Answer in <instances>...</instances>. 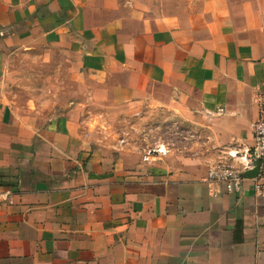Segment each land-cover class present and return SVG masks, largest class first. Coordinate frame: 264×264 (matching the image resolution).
Here are the masks:
<instances>
[{
	"label": "crops",
	"instance_id": "0c3cea01",
	"mask_svg": "<svg viewBox=\"0 0 264 264\" xmlns=\"http://www.w3.org/2000/svg\"><path fill=\"white\" fill-rule=\"evenodd\" d=\"M52 50L86 102L18 105L10 58ZM263 105L264 0H0V264H264V195L205 180ZM162 106V159L111 136Z\"/></svg>",
	"mask_w": 264,
	"mask_h": 264
},
{
	"label": "rangeland",
	"instance_id": "374dc122",
	"mask_svg": "<svg viewBox=\"0 0 264 264\" xmlns=\"http://www.w3.org/2000/svg\"><path fill=\"white\" fill-rule=\"evenodd\" d=\"M42 54L41 51H34L27 56L17 54L10 58L11 65L7 68V75L10 76L9 90L12 99L24 106L31 96L36 95L39 97L34 99L36 102L45 100L50 103V107L54 105L55 108L65 110L86 102V93L80 88V80L76 78L78 71L68 58L56 50H52L46 58ZM42 94L46 97L42 98ZM164 107L156 113L149 112L147 108L143 114L133 115L131 119H122L121 116L113 118L110 121L115 132L111 136H115L120 144L125 139V144L132 150L149 148L159 142L171 145L170 140L174 144H181L185 130L175 126L179 116L171 115V110ZM123 122L127 125H123Z\"/></svg>",
	"mask_w": 264,
	"mask_h": 264
},
{
	"label": "built area",
	"instance_id": "2783aa9c",
	"mask_svg": "<svg viewBox=\"0 0 264 264\" xmlns=\"http://www.w3.org/2000/svg\"><path fill=\"white\" fill-rule=\"evenodd\" d=\"M251 126L254 139L252 147L225 146L219 149L218 158L207 168L205 180L221 188L226 194H240L245 184L251 181L254 194L264 195V105L260 109L259 117ZM168 152V145L159 142L145 151L142 160H160ZM256 160L259 161L256 175L252 178L245 177L244 172L253 169Z\"/></svg>",
	"mask_w": 264,
	"mask_h": 264
},
{
	"label": "water",
	"instance_id": "95a60500",
	"mask_svg": "<svg viewBox=\"0 0 264 264\" xmlns=\"http://www.w3.org/2000/svg\"><path fill=\"white\" fill-rule=\"evenodd\" d=\"M258 163H259V161L256 160L255 161V167L253 169L245 171L244 172V176L247 177V178L254 177L256 175V173H257V170H258Z\"/></svg>",
	"mask_w": 264,
	"mask_h": 264
}]
</instances>
